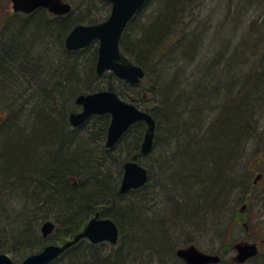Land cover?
Masks as SVG:
<instances>
[{
	"label": "trees",
	"instance_id": "16d2710c",
	"mask_svg": "<svg viewBox=\"0 0 264 264\" xmlns=\"http://www.w3.org/2000/svg\"><path fill=\"white\" fill-rule=\"evenodd\" d=\"M200 2L155 0L151 17L135 25L136 37L126 39L133 22L124 31L121 51L150 80L148 95L137 97L129 92L141 83L130 86L107 73L129 100L109 82L99 86L97 42L76 51L64 48L72 15L39 10L24 17L19 31L8 32L17 20L2 25L0 106L7 114L0 119V252L21 262L48 244L71 239L97 211L118 225L117 245L82 239L49 264H183L174 258L175 247L197 243L192 236L208 225L219 235L225 226L246 231L235 207L248 202L254 188L246 178L249 169L242 168L246 149L264 138L257 132L264 121V33L234 35L239 14L254 2L240 0L243 6L228 15L237 25L225 36L233 19L218 24L210 38ZM260 14L250 35L262 24L264 9ZM103 89L115 90L154 118L148 154H140L142 122L109 149V115L69 126L75 96ZM132 160L147 169L148 183L119 195L122 165ZM47 220L55 230L42 238L39 226Z\"/></svg>",
	"mask_w": 264,
	"mask_h": 264
},
{
	"label": "water",
	"instance_id": "95a60500",
	"mask_svg": "<svg viewBox=\"0 0 264 264\" xmlns=\"http://www.w3.org/2000/svg\"><path fill=\"white\" fill-rule=\"evenodd\" d=\"M111 3L109 17L98 24L76 25L64 39L67 51H76L88 46L92 41H98L95 72L101 75L112 72L118 79L132 86L138 85L144 77L143 69L128 60L119 50V41L126 24L148 0H107ZM12 10L28 14L37 8H44L54 15H65L71 10L68 3L62 0H11ZM76 104L81 105V111L70 115L73 127L83 124L92 115L109 114L110 121L107 128L105 146L113 147L127 129L137 123L145 124V132L140 145V153L148 154L152 149L155 131V121L150 113L139 110L132 102L120 99L113 91H96L80 94ZM123 174L118 194H125L144 186L148 180L147 170L137 161H127L123 164ZM40 233L46 238L55 230V223L47 220L40 225ZM117 226L112 219L100 217L96 213L71 239L61 244H48L39 252L29 254L21 263L15 262L8 254L0 252V264H49L57 259L64 251L82 239L91 244L117 242ZM236 255L234 261L242 264L247 259L257 255L256 244H235ZM185 264H217L220 257L207 254L194 246H189L177 252Z\"/></svg>",
	"mask_w": 264,
	"mask_h": 264
},
{
	"label": "rangeland",
	"instance_id": "374dc122",
	"mask_svg": "<svg viewBox=\"0 0 264 264\" xmlns=\"http://www.w3.org/2000/svg\"><path fill=\"white\" fill-rule=\"evenodd\" d=\"M208 1L209 0H203V2H200V4L203 3V6L201 7V9L203 10L201 11V15H203L204 17H206L205 19H207V21H205L207 23L206 25L207 30L204 31V34L205 35L207 34L206 36L209 35L210 38H213V35H212L213 31L215 27H217L218 24L226 25L228 21L231 22L233 19V22H232L233 24L231 26L232 28L228 26V23H227V25L225 26V29L223 30L225 33L222 32V34L224 33V35L226 36V33H229L230 31H232V29L237 25V23L235 22V18L228 16V15L235 13L236 8L238 7L240 8L243 5L240 4V0H211V2H208ZM72 3H73L72 8L74 9V11H72V15H73L74 20H78L81 22H87L88 20H94L95 22H97L107 16L106 13H103V15H101L102 7L95 0H75ZM154 4H155V0H152L150 3L146 4L144 12L138 15L134 19L133 24L130 27L131 34L127 36L126 38L127 40L129 39V37L130 38L136 37L137 33H136L135 25L140 22L142 23L143 21L151 17V14L154 10ZM249 8H250V11L246 10L243 13H240L238 16L240 27H239V30L237 29V32H233L234 35L238 36V38L243 37V36L251 37L253 36L255 31L264 33V23H263L264 20H262L261 22L262 24H259L258 28L253 30L252 35H250V32H251L250 29H252L251 25L253 21H257V18L260 17L261 15L260 13L264 9V0H254V2L251 3V6ZM11 14L12 12L10 10L9 1L6 2L5 0H2L0 3V26L4 25V23L7 22V20L9 19V16L11 17ZM10 19H12V21H16V20L17 21L16 23L13 24L14 28L9 30L8 32L10 33V32L19 31L18 28H20V22L24 19V16L21 14H17L11 17ZM7 28L9 29L10 26H8ZM208 45L209 43L206 46ZM106 74L98 78V83L101 82L99 86L104 88L105 83L109 82L117 90V92L121 94L123 99L129 100L130 95L126 96L127 92L122 89V84H118L116 80L108 78ZM149 74L150 76H153L154 73L150 71ZM149 81H150L149 78H144L141 82V86L138 89L132 92H129V94L135 95L137 97L144 95V94L148 95L147 90H149V87H150ZM119 90L123 91V93L120 92ZM144 103L145 105L148 104L149 100L147 99V101H144ZM6 112L7 110L4 109V107L0 106V119L3 116L5 117V115L7 114ZM259 125L260 126L262 125V126L258 127L257 132L258 133L263 132L264 134V121H260ZM93 131L96 133V130H93ZM256 147H259V150L254 152V155H251V152ZM243 158L244 159L242 160V168L245 165L249 169V171H246L247 172L246 178L249 184L252 182L253 183L255 182V179L258 174L262 175V178L258 182V184L254 186V188L250 189L251 191L248 192L249 194L247 198L249 201L245 202L243 205L237 204L235 207L236 210H239L240 214L242 213L240 215V218L242 216L241 221H243V223L247 226L246 231L244 232L243 231H232V229L229 226H225L224 233L222 235H219L217 233L216 234L213 233V231L210 228L211 226L208 225L207 231L201 234L202 236L201 235L192 236L196 238L198 249L200 251L208 253V254H219V256L221 257V261H222L219 264H224L223 255H224L225 246H226V264H233L232 258L236 255V253L232 247L235 243L242 244V242L243 243H257L260 245L258 255L244 262V264H264V138L253 142V144H250L247 147L245 157ZM140 161L144 163V166L150 169L149 158L143 157L140 159ZM114 176L115 174H113V177ZM215 215L219 217V214H215ZM214 219H216V217H214ZM173 236H178V234L173 233ZM181 236L179 235V237ZM14 249L15 248H13L12 246L11 250H13V252L16 253ZM16 258L17 257H15V259Z\"/></svg>",
	"mask_w": 264,
	"mask_h": 264
},
{
	"label": "bare ground",
	"instance_id": "6f19581e",
	"mask_svg": "<svg viewBox=\"0 0 264 264\" xmlns=\"http://www.w3.org/2000/svg\"><path fill=\"white\" fill-rule=\"evenodd\" d=\"M9 1V4H10V10H11V12H12V14H11V17H13V16H15V15H17V14H21V15H23L24 17H27V16H30V15H32L33 13H35V12H37V11H39V10H44L45 11V9L44 8H37V9H35L34 11H32V12H30V13H28V14H25V13H22V12H14L13 10H12V4H11V0H8ZM46 12V11H45ZM52 14V13H51ZM54 15V14H53ZM10 16H9V19L11 18ZM60 17V16H59ZM8 19V20H9ZM127 26H128V23L126 24V26H125V28H124V31L127 29ZM3 28V26L1 25L0 26V30ZM124 31H123V33H124ZM123 33H122V35H123ZM122 35H121V38H122ZM121 38H120V40H121ZM119 50H120V52L124 55V53L121 51V49H120V41H119ZM125 56V55H124ZM126 57V56H125ZM127 58V57H126ZM128 59V58H127ZM95 65H96V62H95V64H94V73H95V75L97 76V77H102L104 74H106V73H111L112 75H113V73L112 72H104L103 74H101V75H97L96 74V72H95ZM141 67V66H140ZM142 68V67H141ZM143 69V68H142ZM143 71H144V73H145V70L143 69ZM114 76V75H113ZM114 77H116V76H114ZM126 84H128V85H130L129 83H127V82H125ZM131 86V85H130ZM105 90H107V91H113L119 98H120V95L115 91V90H113V89H103V90H99V91H105ZM96 92V91H95ZM80 94H85V93H79L78 95H76L75 96V99H74V105L76 106V110L75 111H71L69 114H68V118H67V121H68V124H69V126L71 127V128H77V127H79V126H77V127H73L72 126V124L70 123V115L72 114V113H78V112H80L81 111V105H79V104H76V102H75V100H76V98L80 95ZM121 99V98H120ZM133 105L136 107V105L133 103ZM139 109V108H138ZM140 110V109H139ZM101 115H109V114H107V113H105V114H101ZM101 115H92V116H90L86 121H88L91 117H93V116H101ZM109 117H110V115H109ZM154 119V118H153ZM110 120V119H109ZM85 121V122H86ZM155 121V120H154ZM84 122V123H85ZM144 124V123H143ZM144 126H145V124H144ZM146 129V128H145ZM145 132V131H144ZM155 132H156V122H155V131H154V136H155ZM144 136V135H143ZM145 168V167H144ZM146 169V168H145ZM147 170V169H146ZM122 174H123V171H122ZM122 174H121V178H122ZM121 178H120V182H121ZM148 179H149V175H148ZM148 183V180H147V182H146V184ZM72 186H76V181L75 180H73L72 181ZM120 184V183H119ZM145 184V185H146ZM144 185V186H145ZM257 184L254 182V186H256ZM143 187V186H142ZM126 194V193H125ZM125 194H122V195H125ZM119 195H121V194H119ZM96 213H99V211H97V212H95L89 219H88V221L96 214ZM99 215H100V217H102V215L99 213ZM87 221V222H88ZM114 222V221H113ZM115 223V225L117 226V231H118V235H117V242L114 244V245H111V244H109L108 242H104V243H108L109 245H111V246H115V245H117V243L119 242V239H120V231H119V227H118V225L116 224V222H114ZM87 224V223H86ZM39 229H40V227H39ZM39 232H40V230H39ZM40 235H41V233H40ZM42 237V236H41ZM43 238V237H42ZM86 240V239H85ZM243 243V242H242ZM235 244H239V243H235ZM248 244H256V243H248ZM189 246H194L196 249H198V245H197V243H182V244H180V245H177L176 247H175V249H174V251H173V253H174V258L176 259V261L177 262H182L183 264H185L184 263V261H183V259H181L179 256H178V254H177V252L179 251V250H184L185 248H188ZM3 253H6V254H8L10 257L12 256L11 254H10V252L9 251H2Z\"/></svg>",
	"mask_w": 264,
	"mask_h": 264
},
{
	"label": "flooded vegetation",
	"instance_id": "af4514ba",
	"mask_svg": "<svg viewBox=\"0 0 264 264\" xmlns=\"http://www.w3.org/2000/svg\"><path fill=\"white\" fill-rule=\"evenodd\" d=\"M62 1H63L64 3H68V4L71 6V10H70V12H68L67 14H65V15H53V14L49 13L46 9H45V11H46L48 14L54 16V17H59V16H60V17L71 16V15H72V11H74V9L72 8V4H73L72 2L75 1V0H62ZM95 1H97V2L100 4V6L102 7V14H101V15H103V13H106L107 16L104 17L102 20L97 21V22H95L94 20H88L87 22H79L78 20H74L73 15H72V19H73V21H74V22L77 21V22H75V23L73 24L72 28L75 27L76 25H79V24H82V25L98 24V23H101V22L105 21V20L109 17V15H110V13H111V7H112L111 3H110L109 1H107V0H95ZM147 2H148V1H147ZM147 2H145V3L141 6V8L136 12V14L134 15V17H133L132 19H130V21L128 22V26H127V28L131 25V23L134 21V19L137 17V15L140 13V11H142V9L146 6ZM72 28L70 29V31L72 30ZM70 31H69V32H70ZM69 32H68V33H69ZM68 33H67V34H68ZM66 36H67V35H66ZM66 36H65V37H66ZM92 42H97V40H94V41H92ZM97 47H98V42H97ZM261 178H262V175H261V174H258L257 177H256V179H255V183L258 184V182L261 180ZM256 245H257V249H258V251H259V249H260V245L257 244V243H256ZM232 248H233V250H234V245H233ZM234 251H235V250H234ZM235 253H236V251H235ZM234 257H235V256H234ZM234 257L232 258V263H233V264H236V262L234 261ZM223 260H224V264H226V246H225V250H224ZM248 260H250V258H249ZM248 260H246V261H248ZM243 264H244V263H243Z\"/></svg>",
	"mask_w": 264,
	"mask_h": 264
}]
</instances>
